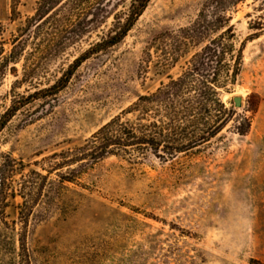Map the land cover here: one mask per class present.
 <instances>
[{
  "label": "rangeland",
  "instance_id": "obj_1",
  "mask_svg": "<svg viewBox=\"0 0 264 264\" xmlns=\"http://www.w3.org/2000/svg\"><path fill=\"white\" fill-rule=\"evenodd\" d=\"M206 1L151 0L121 42L90 55L57 94L35 95L0 132V166L9 154L25 172L41 170L43 157L83 144L140 96L192 72L199 55L196 78L212 87L226 74H217L220 62L238 68L217 90L236 113L221 132L173 157L161 146L137 161H98L68 184L67 213L30 225L32 264H264V0L216 9ZM39 2L0 0V117L113 34L132 0H63L46 6L35 28ZM162 98L158 124L168 121L166 103L156 111ZM189 118L197 134L202 115ZM237 127L249 128L241 135ZM20 203L0 196V264H19Z\"/></svg>",
  "mask_w": 264,
  "mask_h": 264
},
{
  "label": "trees",
  "instance_id": "obj_2",
  "mask_svg": "<svg viewBox=\"0 0 264 264\" xmlns=\"http://www.w3.org/2000/svg\"><path fill=\"white\" fill-rule=\"evenodd\" d=\"M83 1L71 0L75 6ZM150 1L132 0L125 19L113 34L93 44L84 54L77 57L52 85L21 97L20 101L11 105L0 117V132L16 112L35 95L57 94L66 86L74 71L90 55L121 42ZM240 1L242 0H207L205 7L215 5L216 9L220 5L223 6L226 3L236 5ZM62 2L63 0H40L37 16L30 19V21H37L35 28L42 27L46 16L42 12L46 6L54 4L52 8L54 9ZM229 30V28L226 29L219 37ZM18 43H20L19 39L9 54L11 60L17 58ZM196 63L192 72L171 80L158 93L140 96L127 110L100 127L83 144L43 157L40 162L41 170L31 169L25 172V166L21 161H17L9 154L1 155L3 161L0 166V196L5 200L7 197L21 198L18 217L14 221V224L20 227L18 232L19 264H32V255L27 243V235L32 222L44 220L55 211L67 213L73 207V200L65 196L69 191L68 184H78L81 176L101 159L107 156H123L129 161H137L146 151H155L161 146L168 157H173L177 153L193 148L198 142L209 140L226 127L230 118L236 113L232 108L226 107L217 90L224 87L228 81L232 82L235 79L238 68L229 63L220 62L217 74L225 71L226 74L223 80L217 81L218 85L212 87V82L200 81L196 78L200 67L205 64L200 55ZM194 83H200L201 87ZM187 88L198 89L199 93L188 96ZM160 94L163 98L159 100V108L156 111L160 112L166 103L168 121L165 122L161 117L158 124V121L154 120V114L156 98ZM192 112L202 115V128L198 129L197 134L188 130V124L191 122L189 116ZM130 114L133 115L132 118L127 117ZM205 114H209V117ZM248 128L237 127V132L244 135ZM165 129L169 133L164 134Z\"/></svg>",
  "mask_w": 264,
  "mask_h": 264
},
{
  "label": "water",
  "instance_id": "obj_3",
  "mask_svg": "<svg viewBox=\"0 0 264 264\" xmlns=\"http://www.w3.org/2000/svg\"><path fill=\"white\" fill-rule=\"evenodd\" d=\"M241 101H242L241 97H235L234 98L235 106L236 107H241Z\"/></svg>",
  "mask_w": 264,
  "mask_h": 264
}]
</instances>
